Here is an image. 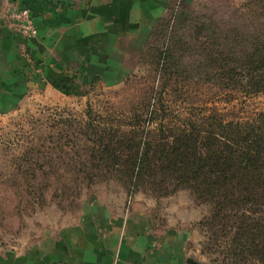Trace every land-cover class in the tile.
<instances>
[{
	"label": "rangeland",
	"instance_id": "1",
	"mask_svg": "<svg viewBox=\"0 0 264 264\" xmlns=\"http://www.w3.org/2000/svg\"><path fill=\"white\" fill-rule=\"evenodd\" d=\"M262 11L264 0H186L152 26L126 78L88 82L80 94L59 85L11 97L0 92V249L27 245L104 208L156 224L166 239L165 264H217L198 227L208 206L188 190L159 197L119 174L142 130L167 135L185 122L264 117V93L228 91L213 63L233 39L261 28ZM114 157L121 159L116 166Z\"/></svg>",
	"mask_w": 264,
	"mask_h": 264
},
{
	"label": "crops",
	"instance_id": "2",
	"mask_svg": "<svg viewBox=\"0 0 264 264\" xmlns=\"http://www.w3.org/2000/svg\"><path fill=\"white\" fill-rule=\"evenodd\" d=\"M185 2L4 0L2 8L29 10L37 34L24 37L0 27L1 95L48 92L56 85L63 92L80 94L88 82L128 77L135 71L152 26ZM100 209L37 241L0 249V264L167 262L163 258L166 239L158 235L156 224ZM193 211L199 220L200 213Z\"/></svg>",
	"mask_w": 264,
	"mask_h": 264
},
{
	"label": "trees",
	"instance_id": "3",
	"mask_svg": "<svg viewBox=\"0 0 264 264\" xmlns=\"http://www.w3.org/2000/svg\"><path fill=\"white\" fill-rule=\"evenodd\" d=\"M259 26L239 41L228 36L233 40L225 55L213 60L228 91L245 97L264 93V24ZM131 142L129 168L119 174L129 186L146 184L159 197L190 191L209 207L198 227L213 262L264 264V117L185 122L167 135L142 130ZM119 161L114 157L110 165Z\"/></svg>",
	"mask_w": 264,
	"mask_h": 264
},
{
	"label": "built area",
	"instance_id": "4",
	"mask_svg": "<svg viewBox=\"0 0 264 264\" xmlns=\"http://www.w3.org/2000/svg\"><path fill=\"white\" fill-rule=\"evenodd\" d=\"M0 22L1 28L24 37H34L37 34L31 14L27 8H1Z\"/></svg>",
	"mask_w": 264,
	"mask_h": 264
},
{
	"label": "water",
	"instance_id": "5",
	"mask_svg": "<svg viewBox=\"0 0 264 264\" xmlns=\"http://www.w3.org/2000/svg\"><path fill=\"white\" fill-rule=\"evenodd\" d=\"M3 2H4V0H0V9H1L2 6H3ZM0 27H1V22H0Z\"/></svg>",
	"mask_w": 264,
	"mask_h": 264
}]
</instances>
